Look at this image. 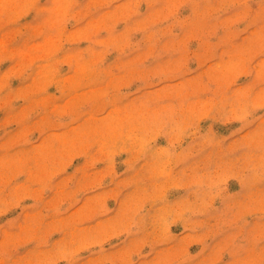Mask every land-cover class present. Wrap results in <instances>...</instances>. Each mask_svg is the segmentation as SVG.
Returning <instances> with one entry per match:
<instances>
[{
  "label": "rangeland",
  "instance_id": "obj_1",
  "mask_svg": "<svg viewBox=\"0 0 264 264\" xmlns=\"http://www.w3.org/2000/svg\"><path fill=\"white\" fill-rule=\"evenodd\" d=\"M0 264H264V0H0Z\"/></svg>",
  "mask_w": 264,
  "mask_h": 264
}]
</instances>
